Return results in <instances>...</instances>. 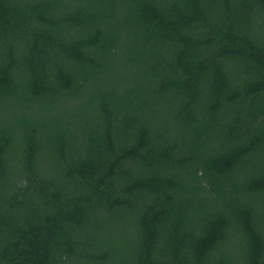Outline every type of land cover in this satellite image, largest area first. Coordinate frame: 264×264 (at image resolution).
Returning a JSON list of instances; mask_svg holds the SVG:
<instances>
[{
  "label": "trees",
  "instance_id": "trees-1",
  "mask_svg": "<svg viewBox=\"0 0 264 264\" xmlns=\"http://www.w3.org/2000/svg\"><path fill=\"white\" fill-rule=\"evenodd\" d=\"M0 264H264V0H0Z\"/></svg>",
  "mask_w": 264,
  "mask_h": 264
}]
</instances>
